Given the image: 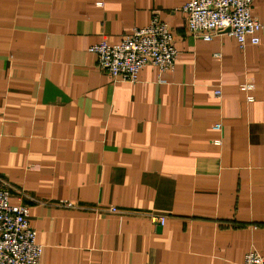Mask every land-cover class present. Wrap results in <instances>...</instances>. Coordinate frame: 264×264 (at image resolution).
<instances>
[{
    "label": "crops",
    "instance_id": "0c3cea01",
    "mask_svg": "<svg viewBox=\"0 0 264 264\" xmlns=\"http://www.w3.org/2000/svg\"><path fill=\"white\" fill-rule=\"evenodd\" d=\"M187 1L0 0V179L29 209L39 264L264 256V27L243 48L195 37ZM250 13L264 25V0ZM154 16L174 36L172 70L148 63L130 82L97 68L89 46Z\"/></svg>",
    "mask_w": 264,
    "mask_h": 264
},
{
    "label": "built area",
    "instance_id": "2783aa9c",
    "mask_svg": "<svg viewBox=\"0 0 264 264\" xmlns=\"http://www.w3.org/2000/svg\"><path fill=\"white\" fill-rule=\"evenodd\" d=\"M251 0H188L182 7L189 32L198 38L210 40L216 35L233 36L239 47L247 42L260 43L264 25L250 13ZM96 55V66L113 80L135 82L145 64H153L160 71L172 70L177 55L174 36L166 21L157 16L148 25L134 28L124 34L119 43L102 39L89 46ZM254 84L244 82L239 89L246 101L254 100ZM220 90L214 95L219 96ZM214 128L219 130L220 124ZM219 143V141H216ZM9 189L0 179V264H39L42 246L36 242L35 232L28 221L29 209L24 204H9ZM116 211V208H111ZM151 222L164 224L165 217L151 214ZM243 264H264V256L254 250L244 256Z\"/></svg>",
    "mask_w": 264,
    "mask_h": 264
}]
</instances>
